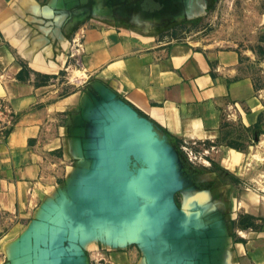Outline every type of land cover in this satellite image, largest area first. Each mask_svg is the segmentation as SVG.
Instances as JSON below:
<instances>
[{
  "label": "crops",
  "instance_id": "1",
  "mask_svg": "<svg viewBox=\"0 0 264 264\" xmlns=\"http://www.w3.org/2000/svg\"><path fill=\"white\" fill-rule=\"evenodd\" d=\"M201 2L16 8L0 38V99L14 113L0 143V264H264V167L234 146L264 113V62L165 31L198 16ZM76 34L91 88L61 94L41 78L64 72ZM146 121L160 137L216 147L229 182L209 170L177 177L170 196L97 192L145 188L136 173L148 148L160 153L150 166L166 165ZM148 201L157 202L153 210ZM201 201H230L239 211L215 217Z\"/></svg>",
  "mask_w": 264,
  "mask_h": 264
},
{
  "label": "rangeland",
  "instance_id": "2",
  "mask_svg": "<svg viewBox=\"0 0 264 264\" xmlns=\"http://www.w3.org/2000/svg\"><path fill=\"white\" fill-rule=\"evenodd\" d=\"M70 1L79 2L80 0H0V38H3L1 37V31H4L8 27L6 22L10 17L15 16L17 7H25L31 3H38L40 6L55 2L65 4ZM201 3L200 6L203 7V9L199 11L198 16L191 18L189 23L176 27H169L165 31L174 32V40L192 42L196 45L212 44L244 50L248 55L252 56L253 59L264 62V0H202ZM47 28L48 27H46V29ZM55 28H58L61 32V28L63 27L59 26ZM42 29L43 27L39 26V33H46V30L41 32ZM26 30H30V27H26ZM69 38L70 41L68 43L69 47L67 52L68 60L63 70L64 72L56 75H49L48 79L43 77L41 81L49 84L51 83L53 88L62 86L61 94H69L79 89L82 91L86 90L85 92L89 93L91 88L89 75L87 73L80 74L79 72L82 68V61H80L78 56L80 53H83V50L79 51L80 37L76 34V36L71 35ZM2 43H4V41L0 39V46H2ZM81 80L83 83L80 82ZM85 83H87V86L84 89ZM93 87L92 85V88ZM105 92L111 94L109 91ZM88 95H92V93L90 92ZM112 97L116 96L113 95ZM2 101L10 108L7 101L3 99ZM10 110L12 111L11 108ZM12 114L13 127V111ZM155 137L157 140L161 141L164 147V152L161 154L165 157L166 165L161 166L159 169H154L150 166V163L157 164L160 159V153L157 151L153 152L151 148L146 150V183L148 184H146L145 187L146 191H144L143 187L132 184L118 187L104 185L100 192L104 194L112 192L133 194L146 192V194L164 193L171 195L176 188L175 179L177 177L189 178L194 174L209 170L215 173L217 177L221 179L226 178V182H229V171L218 166V163L215 162L218 157L216 156L218 152L216 147H198L196 144L192 145L168 135H164V138ZM234 146L240 151H245V149L247 150L248 148L249 153L246 160L262 163L264 167V113L262 118H260L249 133L248 138L243 139L242 142H238ZM75 169H77L76 163ZM118 170H120L118 174H121V169ZM71 186L69 187V191ZM77 189V191H79V188ZM84 189L87 192H95V187L93 186L83 187V190ZM64 192H67V190ZM150 203L151 202H146V204ZM198 206L203 210H212L215 217L220 214H225L227 216L232 215L233 217V215L239 211V208L235 207L233 202L230 201H201L198 202ZM233 208L235 212L232 213ZM219 221L220 219L215 218V225Z\"/></svg>",
  "mask_w": 264,
  "mask_h": 264
},
{
  "label": "built area",
  "instance_id": "3",
  "mask_svg": "<svg viewBox=\"0 0 264 264\" xmlns=\"http://www.w3.org/2000/svg\"><path fill=\"white\" fill-rule=\"evenodd\" d=\"M12 117L13 114L8 105L0 100V143H3L7 139L13 125Z\"/></svg>",
  "mask_w": 264,
  "mask_h": 264
},
{
  "label": "water",
  "instance_id": "4",
  "mask_svg": "<svg viewBox=\"0 0 264 264\" xmlns=\"http://www.w3.org/2000/svg\"><path fill=\"white\" fill-rule=\"evenodd\" d=\"M146 127H147V129L149 130V132H151V134H152V138L154 139V140H156L161 146H162V148H163V152H164V147H163V145L161 144V141L160 140H157V138L155 137V136H157V137H160L157 133H156V131H155V126H153V125H151L150 123H148L147 121H146ZM161 138H164V136L163 137H161ZM116 165V164H115ZM119 166V168H121L122 166L121 165H118ZM121 166V167H120ZM115 167H117V165L115 166ZM105 176V175H104ZM136 178H138V179H145L146 180V169H140V170H138L137 171V173H136ZM176 180V179H175ZM147 184V183H146ZM148 185V184H147ZM77 188H79V187H77V185H72L71 186V188H70V192H72L71 190H73V192L72 193H78V192H80V190L79 191H77L78 189ZM92 189V188H91ZM144 189V191H146L145 190V188H143ZM75 190V191H74ZM95 190V189H94ZM83 192H87L85 189L83 190ZM98 192H100V191H98ZM88 193H90V192H88ZM152 194H161V195H167V196H170L169 194H164V193H151V194H146V195H152ZM148 202H151L150 204H146L147 206H149L150 207V210H153V205H156L157 204V202H155V201H148ZM146 216H147V213H146Z\"/></svg>",
  "mask_w": 264,
  "mask_h": 264
}]
</instances>
